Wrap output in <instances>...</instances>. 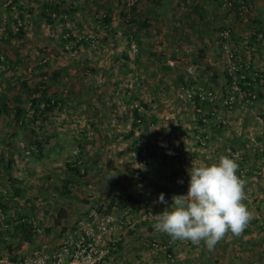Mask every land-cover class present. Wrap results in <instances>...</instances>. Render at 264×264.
I'll list each match as a JSON object with an SVG mask.
<instances>
[{
    "label": "rangeland",
    "instance_id": "rangeland-1",
    "mask_svg": "<svg viewBox=\"0 0 264 264\" xmlns=\"http://www.w3.org/2000/svg\"><path fill=\"white\" fill-rule=\"evenodd\" d=\"M248 1L252 7L248 11L238 12L224 0H217V7L213 12L209 10V16L216 20L213 28L218 32L220 41L206 50L212 54L204 61L212 70L201 71L192 64L193 69L187 71L189 79H183L188 82L191 80L189 84L197 86L194 89L200 87L212 90L216 96L214 106L206 107V111L215 110L216 115L210 119L209 126L203 132L209 136L204 145L198 139L200 127L195 114L196 104L190 101L188 88L184 89L182 83L179 88L176 86L173 89L176 74L161 65L150 66L152 71H140V65L132 67L123 61V55L130 54L131 49L125 37V34H133L129 23L143 18L145 3L150 5L155 0H139L132 6L130 0H0L2 14H8L0 22V66H5L2 75L12 79L13 89L18 90L16 85L24 78H31L30 85L39 82L40 76L35 68L43 66L40 64L42 59H38L42 53L34 56L40 50H51V71L56 70L54 67H63L61 70L66 72L61 81L68 93L67 98L72 90L75 93H72L75 96L72 103L82 99L80 113H74L69 100L60 112L62 115L56 114L53 118L55 123L50 128L57 127L66 133L62 138H52L51 154L43 152V142L48 134L43 128V117L30 121L34 113L30 112L29 103L19 105L25 109L23 116L26 120H22L29 130L25 134L30 135L28 141H31L36 151L31 154L23 149L24 153L13 156V173L6 168L0 171L2 183L9 182V176L14 173H19L23 178L26 184L24 192L19 195L26 196L23 203H30L28 208H34L28 216L40 221L45 229L44 238H49L50 243L57 245L60 238L71 234L78 224H97L101 217L107 215L104 212L107 205L115 199L116 204L110 213L115 222L126 218L135 222V226L117 227L110 238L118 242L123 233L129 232L126 239L134 241L135 245L144 246V256L150 264H174L178 260L184 262L182 260L185 258H193L195 262L190 264H202L209 260L210 255L225 258L230 254L234 258L238 254L237 250L240 249L241 254L246 250L244 247L251 245L249 241H257V238L264 246V227L251 229L255 224L264 226V200L260 197L264 196V87H257L262 97L258 96L253 104L241 97L237 98L233 106L225 103L230 94V86L224 74L229 68L223 47L225 43L236 56L252 61L255 69L264 71V42L259 49H255L257 45L250 48L257 27H264V0ZM44 2L59 5L58 14L51 17L52 24L37 17L44 10ZM189 5L188 0H185V6ZM13 6L15 8L10 9ZM106 15L112 20L108 25L101 22ZM222 30H230L226 40L220 34ZM65 36L66 39L68 36L67 40ZM69 43L74 45L73 52H78L76 56L67 49L66 44ZM34 52L33 57H28ZM8 55L12 58L8 59ZM19 60L20 65L16 68L12 62L18 64ZM78 65L83 67L77 70ZM110 66L117 71V77H114L119 81L113 80V73L108 71ZM125 66L130 67L125 70ZM75 73H78L77 76ZM166 81L171 82L169 84L173 88L167 86ZM81 86L83 89L79 92L77 88ZM160 94L165 97L160 99ZM174 94L176 97L172 102ZM136 105L143 108L141 111L145 115V121L139 125H134ZM92 112L98 116L93 117ZM92 122H95L96 130L89 127ZM18 124L23 125L13 121L11 124H3L0 140L16 126L19 129ZM26 139V136L19 139L21 147V143L26 145ZM38 142H41L43 148L39 149ZM49 144L51 141L46 143L45 148ZM222 155L238 157L237 175L245 181L247 199L243 202L253 219L243 232V240L239 237L238 241V236L229 233L223 239L225 244L208 251L209 255L206 254L203 241L199 245L181 241V245L177 246L178 240L155 231V216L166 206L158 202L159 195L164 193L170 205L174 194H187L190 180L188 169L192 162L196 166L211 164L218 162ZM69 166H78L80 171H72ZM181 180L183 183H180ZM10 184L14 185L13 182ZM0 185V205L6 203L7 210L11 206L16 207L18 202L14 197L18 187ZM131 194L136 195L134 198L139 202L136 211L131 199L127 197ZM256 210L260 211L259 217L256 216ZM6 213L12 218L18 216L11 211ZM54 222L60 225L54 227ZM154 241L161 246H170L161 249L160 246L152 245ZM233 243L239 247L236 248L235 244L232 247ZM224 246L225 250L230 248L229 253L224 251L221 254Z\"/></svg>",
    "mask_w": 264,
    "mask_h": 264
},
{
    "label": "crops",
    "instance_id": "crops-1",
    "mask_svg": "<svg viewBox=\"0 0 264 264\" xmlns=\"http://www.w3.org/2000/svg\"><path fill=\"white\" fill-rule=\"evenodd\" d=\"M216 2L217 0L216 1L214 0H192V1L188 0V4H190L189 6H185V0H155V2H152L150 5H148V3L146 2L145 3L146 8H144L142 12L143 18H141L140 20L133 18L135 22L129 23L132 29L130 31L133 32V34L131 35L125 34V37H126V42L130 43L129 47H131V49H129L130 54L126 53L125 55H123V61L129 63L130 66L132 67L135 64L140 65V68L139 67L136 68V69L139 68L140 71H145V70L152 71V69H150V66L159 67L160 65L169 70H172L174 74H176V76H174L175 77L174 78L175 87L173 88L172 85H170L171 82L169 81H166L167 86H170L175 90L176 86L180 87L181 84L183 83L182 84L183 88L184 89L188 88L189 97L191 99L189 100L191 102H194V100L192 101L193 98L191 97V93L193 92L195 86L194 84L192 85L189 84L191 80L188 82L186 80L184 81L183 79H189L190 74L187 71L190 68L193 69V65H196V67L200 68L201 71L210 72L212 70V68L208 64H206L204 61H207V58H209V55L211 53V51L209 52L206 50L207 49L210 50L211 46L216 45V42L220 41L218 37V32H216L213 28V25L216 22V20H214L211 16H209V10L213 12L215 7H217ZM42 5H44V10H42L41 13L37 16L38 19L44 20L45 22H50L52 24L51 17L56 16L58 14L56 11H52V8L55 7V2H48V3L44 2V4ZM13 8L15 7L13 6L10 9H13ZM10 9H8L7 11H10ZM2 12L3 11L0 8V22L2 21V18L4 16L8 15L7 13L3 15ZM141 14H139V16ZM11 18H13L12 15H11ZM93 42L95 43V41ZM253 45H250V48L253 49L254 48ZM260 46L262 47L263 45H257L255 49H259ZM69 52H72L74 54L73 56H76L78 53V52L75 53L71 50ZM41 53H42V56L38 59H42L40 64H42L43 66L35 68L36 73L40 76L39 82H34L32 85H30L29 81H31V78L29 80H27V78H24L23 80L19 78L21 82H18V84L16 85L18 90H15L13 89L14 84L11 83L12 79L10 77L3 76L2 72L0 73V102L2 105L1 108H3L2 115L0 116V128L1 127L3 128V124L5 125L11 124L12 121L16 123L18 122L21 125L24 123L22 119L25 117L23 115H22L23 117L22 116L17 117V113H18L17 107L19 105L23 106V104L29 103V106L31 108L32 99L39 96V93H32V92L37 88V86H39L41 83H44L45 84L44 86L47 88L48 93L51 96L60 100V103H59L60 105L55 110L51 111L48 115H46L44 119H42L44 131L48 133L47 135H45L46 137L44 136L45 142H43L44 144L43 152L45 151L46 153L48 151V153L51 154V150H52L51 145H52V140H53L52 138L53 137L62 138L65 136V133H66V132L65 133L62 132L64 130L62 129L59 130L57 127L50 128L53 125V123H55L53 118L56 116V114L62 115V113L60 112L64 110L69 100L70 101L72 100L73 102L75 101V96L72 95V93L73 94L75 93L71 90L70 97L67 98L68 93L66 94L65 92L66 90H64L65 86L62 84V81H61L62 76L66 75V72L61 70V69H64L63 67L62 68L54 67L56 68V70L51 71L52 70L50 66L51 50L47 52L45 51L41 52L40 50L37 52L36 55L34 52V54L28 55V57L30 56L33 57L34 55H35L34 57H37ZM134 53H136V56L134 55ZM3 56L7 57L6 55H3ZM11 58L12 57L8 55V59H11ZM24 58H26V56ZM115 58L117 59V57ZM167 62L173 65L172 66L173 68L169 66ZM15 63L16 62H12V64L16 68H18L17 66L20 65V60L17 61L18 64H15ZM81 67H83V65L82 66L78 65L77 70ZM110 67L108 68V71L111 74L113 73L112 77H113V80H115L117 77V71H115L114 67L112 66ZM124 68L125 70L128 69L126 66ZM77 74L78 73H75L76 76ZM70 77H72V75L69 76V78ZM199 77L200 76H198V78ZM198 78L195 77L194 79L198 80ZM116 81H119V80L116 79ZM74 82L77 83L76 80ZM193 83H197V82H193ZM114 85L116 86V84ZM155 85H161V84L156 83ZM189 86H190V89H189ZM77 89L79 90V92H81V90L83 89V86L78 87ZM79 92L77 93V96L79 95ZM158 95L159 93L157 94V96ZM160 96H161L159 97L160 99L165 97L164 94H160ZM175 97L176 95L174 94V98L172 102L175 100ZM81 100L82 99H80L76 103H72L71 101L70 103V105L72 104V108L75 114H78L82 111V107L80 106L82 104ZM30 112L34 113L35 109L31 108ZM33 115L34 114H32V118L30 119V121L33 120V117L35 116ZM91 115L93 117L98 116L96 115V112H92ZM5 118H7V120L5 121V123H2ZM89 120L90 119H88V121ZM17 127L18 126H16L12 132H8V134L5 133L4 137H6V139H4V137H1L2 139L0 140V164H1L0 171H4V169L6 168L8 172L13 173L12 170H13L14 161H15L13 156H15L16 153H21V152L24 153L23 149H25L26 152H30L31 154H33V152L36 151L35 146L32 145L31 141H28V138L30 137V135L28 133L25 134V132L29 131L28 129L25 128L26 125L23 124L22 126H20L19 129ZM89 127L91 128L93 127V129L96 130L95 122L90 123ZM24 134L27 137L26 139L27 143L26 145H23V143H21V145L23 146L21 147L19 145V139L21 137H25ZM7 136L10 137L9 140H7ZM48 141H51V144L48 145V148H45V145ZM27 167H29L28 164H27ZM15 170H18V168H15ZM9 177L11 178L9 182L6 181L5 183H2L0 181V184H2L3 186L8 184L12 188L19 187L20 193L24 192V188H25L24 184L26 183H24L23 178L19 176V173L18 174L14 173L12 174V176H9ZM12 177H16L14 178L15 180L12 179ZM17 178L20 179L21 181L18 182ZM10 182L11 183L13 182L14 185L10 184ZM133 196H136V195L133 194ZM25 197L26 196L24 195H15L14 200L18 202L17 206L12 207L11 203H9V206H11V208H9V210H6V211H8V213L9 211H11L13 212L14 215H16L15 213H17L18 215L17 217H20V218L29 217L28 215L32 214V211H34V208L32 206L31 208H28L27 205H30V203H27V204L23 203L24 201H26L24 200L26 199ZM260 197H262L261 199L264 200L263 195ZM20 205H22V207H20ZM257 207L259 208V205H257ZM259 212H260L259 210H256L257 217H259ZM22 214H25V215H22ZM10 218L12 217L10 216ZM58 225L60 224H57L56 222H54V227H58ZM263 227L264 226L255 224L251 229L255 230V229L263 228ZM12 234H14L13 235L14 239L9 244H6L3 242L2 234L0 232V249L6 254H8L11 258H14V259L28 254L29 252H31L34 248H36L39 244L43 242H46V241L49 242V238H44L43 235L31 234V232L26 227H23V226L18 227L17 225L14 228V231L12 232ZM128 234L129 232L123 233V235L120 237V240L117 242L116 247L111 248L112 250L110 251L108 256H106V258L109 260V263L110 264H132V263L137 262L138 264H150L148 263L149 260L144 256V253L146 250L144 246H142L141 244L139 246L135 245L134 241H129L130 239H126ZM133 234L136 235V233H133ZM242 236L243 234L238 236L236 239L240 237V239L243 240ZM240 239H238V241ZM249 242L251 245L248 247L247 246L244 247L246 248V250L244 252H241V254H239L240 249L237 250L238 254L234 255V258H231L230 254H229V257H225V258L224 257L216 258L213 255H210L209 260L208 259L205 260L206 262L202 264H264V246H262L260 241L258 242V238H257V241L251 239ZM176 243H177V246L181 245L180 240L176 241ZM235 243L231 244L232 247ZM222 244L223 245L225 244L223 240L218 242L216 246L214 247V249L217 246H221ZM229 244H230V241H229ZM225 246L221 254H224V251L229 253L230 248L226 249L227 250L226 251ZM235 246L236 248L239 247V245L237 244H235ZM258 246L261 248H258ZM206 248L205 250H206L207 255H209L208 251L211 252L214 250V249L209 250L208 248L207 250ZM185 259L186 260H182L184 262H181L178 260L177 263H174V264H186V261L188 262V264H190L192 261H194L193 258H185ZM169 264H172V263H169ZM199 264H201V262Z\"/></svg>",
    "mask_w": 264,
    "mask_h": 264
},
{
    "label": "built area",
    "instance_id": "built-area-1",
    "mask_svg": "<svg viewBox=\"0 0 264 264\" xmlns=\"http://www.w3.org/2000/svg\"><path fill=\"white\" fill-rule=\"evenodd\" d=\"M136 1L137 0H130V5L132 6ZM240 4V9L242 11H248L252 7V4H250L248 0H240ZM229 32L230 30H222L220 34L224 39L221 36L220 37L223 40H226L230 34ZM259 36L261 37L262 33L259 34ZM66 47L71 51L74 49L72 43L66 44ZM223 47L225 49L227 63L229 64L228 74L232 77L230 84L231 91L229 97L225 100V103L229 106H233V103H235L238 97L243 98L251 104L255 103L258 95L257 87H264V72L257 71L255 68L253 69L250 60H243L240 56H236L226 43ZM1 58L3 57L1 56ZM252 69L255 71V74L251 76V80L247 81L248 75L246 70ZM4 70L5 66L1 65L0 73ZM191 70L192 68H190V71ZM241 80L247 81V88L240 85ZM194 94L198 96L202 104L214 102L216 100V96L212 90L199 87L193 90L191 97H193ZM136 107L139 108L140 111L143 109L138 105H136ZM1 113L0 106V115ZM195 114L197 119L199 118L200 120V134H198V139L205 145L209 136L203 132L209 126V115L212 117L215 116L216 111L212 109L206 111L205 107L196 105ZM94 214L95 213H93V215ZM88 219L92 218L89 217ZM20 222L28 223L35 235H43L45 232L44 227L36 218L14 217L9 219L0 205V232L5 243L11 242L12 237L10 231ZM125 226L134 227L135 222L126 218L121 219L119 222H115V218L111 214H108L101 217L95 225L91 224L89 226L84 223L78 224L77 228L72 230L71 234L61 238L57 245L47 241L43 242L28 254L16 259L11 258L0 249V264H110L109 260L106 259V255L112 247L117 245V240L111 239L110 235L117 227L123 228ZM152 245L160 246L161 249H168L170 246V244L161 246L160 243L156 241H154Z\"/></svg>",
    "mask_w": 264,
    "mask_h": 264
},
{
    "label": "clouds",
    "instance_id": "clouds-1",
    "mask_svg": "<svg viewBox=\"0 0 264 264\" xmlns=\"http://www.w3.org/2000/svg\"><path fill=\"white\" fill-rule=\"evenodd\" d=\"M237 160L238 157L222 155L211 164L196 166L192 162L187 194H174L168 205L165 194L160 193L158 202L166 206L156 214L154 228L173 240L196 245L203 241L209 250L229 233L243 234L253 216L243 202L247 199L245 181L237 175ZM17 225L11 229V237Z\"/></svg>",
    "mask_w": 264,
    "mask_h": 264
},
{
    "label": "trees",
    "instance_id": "trees-1",
    "mask_svg": "<svg viewBox=\"0 0 264 264\" xmlns=\"http://www.w3.org/2000/svg\"><path fill=\"white\" fill-rule=\"evenodd\" d=\"M138 1L139 0H137L136 3ZM224 1H225V3H228L229 6L231 8H233L234 10H236L238 12H239V10H241L240 9V7H241L240 0H224ZM136 3H134L133 5H135ZM133 9L136 10L135 6L133 7ZM58 10H59V5L58 4L55 5L54 8H52V11L58 12ZM111 21H112L111 18L109 16H107V15L104 16V18L101 19V22L104 23V24H106V25L110 24ZM222 29H224V28H222ZM261 33H262V36L260 37L259 34H261ZM221 40H222V38H221ZM262 42H264V27L262 25L261 26L259 25L257 27V30H256L255 35L252 36V42H250V45H253V43H254V45H260ZM252 67H253V69L255 68V65L253 64V62H252ZM253 69L252 70H246L247 71L246 73L248 75L247 81L248 80H251V76L253 74H255L254 73L255 71ZM256 70L257 71H263V70L258 69V68H256ZM224 74H225V78L228 81V84L230 86L231 81H232V77L228 74L227 71ZM247 81L241 80L240 81V85L242 87H244V88H247V86H246V82ZM44 85H45L44 83H41L39 86H37V88L35 90L32 89V90H34L32 93H39V96L38 97H35V98L32 99V106H31V108L35 109V112H34V115L35 116L33 115L34 116L33 117V121H36L37 119H40L42 117H43L42 119H44V117L46 115H48L51 111L55 110L60 105L59 104L60 103V100L57 99V98H55V97H53V96H51L48 93L47 88ZM257 94H258L257 95V99H258V96L259 97L260 96L262 97V94L260 92L257 91ZM192 98H193V100H194V102H195L196 105L203 106L205 108L207 106L212 107L215 104V101L214 102H208V103L202 104V102H200V99L198 98V96L196 94H194ZM144 105H145V107L147 106L146 104H144ZM2 110H3V108H1V112H2ZM17 112H18L17 113V117H21L25 113V109L24 108H21L20 106H18L17 107ZM211 118H212V116L209 115V119H211ZM144 121H145V115H144V113L142 111H140L139 108H137V107L134 108V125H139V123H142ZM199 121L200 120L198 118L197 119V122L199 123ZM23 122H25V121H23ZM41 145H42L41 142H38V145L37 146L39 147V149H41V147H42ZM69 169H71L72 171L75 169L76 172L80 171V169L78 168V166H76L75 168L69 166ZM15 193H16V195H19V193H20L19 187L15 189ZM127 197L131 199V203H132L133 209H135V211H136V209H138L137 204H139L138 199L134 198V196H132V195H129ZM115 204H116V200L115 199H112L110 201V203L107 205L106 210L104 211L105 214H107V215L110 214ZM1 205H2L1 207H3V210L4 211L7 210L6 203H1ZM19 225L20 226H23V227H26L31 232V234H34L33 231H32L31 226L28 223L20 222L18 224V227H20ZM114 247H116V246H114Z\"/></svg>",
    "mask_w": 264,
    "mask_h": 264
}]
</instances>
